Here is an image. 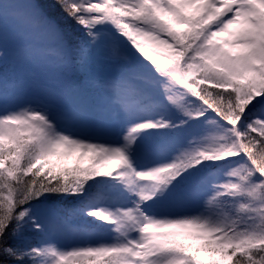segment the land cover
Listing matches in <instances>:
<instances>
[{
  "label": "snow or ice",
  "instance_id": "1",
  "mask_svg": "<svg viewBox=\"0 0 264 264\" xmlns=\"http://www.w3.org/2000/svg\"><path fill=\"white\" fill-rule=\"evenodd\" d=\"M5 17L81 96L0 87V264H264V0H0V63Z\"/></svg>",
  "mask_w": 264,
  "mask_h": 264
},
{
  "label": "rangeland",
  "instance_id": "2",
  "mask_svg": "<svg viewBox=\"0 0 264 264\" xmlns=\"http://www.w3.org/2000/svg\"><path fill=\"white\" fill-rule=\"evenodd\" d=\"M2 28L3 64L11 70L12 80L0 77L8 86L5 88L0 85L6 96L19 95L26 100L46 101L52 104L73 103L80 98L81 94L69 86L68 77L54 59L35 56L21 63L15 62V50L28 41L19 34L15 22L10 17L3 19Z\"/></svg>",
  "mask_w": 264,
  "mask_h": 264
},
{
  "label": "trees",
  "instance_id": "3",
  "mask_svg": "<svg viewBox=\"0 0 264 264\" xmlns=\"http://www.w3.org/2000/svg\"><path fill=\"white\" fill-rule=\"evenodd\" d=\"M0 77L3 78L4 80H10L11 79V70L9 68H7L3 63H0ZM1 78H0V85L7 88L8 86L4 84V82L1 80ZM10 81H12V80H10ZM8 83H9V81H8ZM64 163L67 164L68 166H71V165L75 164L76 161L74 158H69L66 161H64ZM81 163L82 164L87 163V160L82 161ZM74 223H75V221H74Z\"/></svg>",
  "mask_w": 264,
  "mask_h": 264
}]
</instances>
